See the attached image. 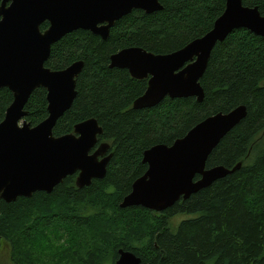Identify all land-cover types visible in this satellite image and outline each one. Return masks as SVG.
Returning a JSON list of instances; mask_svg holds the SVG:
<instances>
[{
  "label": "trees",
  "instance_id": "1",
  "mask_svg": "<svg viewBox=\"0 0 264 264\" xmlns=\"http://www.w3.org/2000/svg\"><path fill=\"white\" fill-rule=\"evenodd\" d=\"M159 1L162 11H133L115 24L107 40L79 30L52 46L47 68L84 62L76 99L58 120L54 136L96 119L104 131L99 143H109L113 156L105 178L90 187L77 188L73 175L50 194L0 200V250L9 247L13 264H116L120 250L143 264H264V38L239 29L216 45L200 81L202 103L193 97L165 98L154 108L135 110L148 80L110 68V57L131 47L163 55L179 51L211 31L226 8V0ZM243 4L258 7L264 16V0ZM48 27L45 23L41 30ZM46 97L45 89H37L26 105L32 127L48 118ZM12 101L11 91L0 89V123ZM242 105L247 117L207 161V169L242 163L240 170L162 213L120 208L148 169L146 150L172 146L204 119ZM180 214L193 218L173 230L171 219Z\"/></svg>",
  "mask_w": 264,
  "mask_h": 264
},
{
  "label": "water",
  "instance_id": "2",
  "mask_svg": "<svg viewBox=\"0 0 264 264\" xmlns=\"http://www.w3.org/2000/svg\"><path fill=\"white\" fill-rule=\"evenodd\" d=\"M135 10L153 14L163 10L159 0H2L0 6V89L13 101L0 123V200L13 203L37 192L52 193L76 175L79 189L102 180L112 159L109 143H99L103 128L96 119L74 126L70 134L55 137L53 130L70 110L77 96V79L84 62L63 70L45 66L52 46L68 34L83 30L107 40L111 29ZM45 23L49 27L41 30ZM245 29L264 38V16L243 0H226L223 14L213 28L183 49L154 54L140 47L123 49L110 57V68L127 70L136 80H148L146 92L133 104L135 110L151 109L165 98H205L201 86L218 43L235 30ZM47 92L48 118L32 127L26 105L37 89ZM247 117V107L212 115L172 146L156 145L144 152L146 173L132 185L120 208L142 207L162 213L181 200L209 188L241 169H207L213 150ZM199 176L198 180L195 178ZM116 264H143L135 254L120 250ZM151 264V263H150Z\"/></svg>",
  "mask_w": 264,
  "mask_h": 264
},
{
  "label": "rangeland",
  "instance_id": "3",
  "mask_svg": "<svg viewBox=\"0 0 264 264\" xmlns=\"http://www.w3.org/2000/svg\"><path fill=\"white\" fill-rule=\"evenodd\" d=\"M190 218H193V216L184 214L177 215L171 219V227L173 228V230H175L177 226L181 223V221ZM0 264H13L8 246H5L0 250Z\"/></svg>",
  "mask_w": 264,
  "mask_h": 264
}]
</instances>
